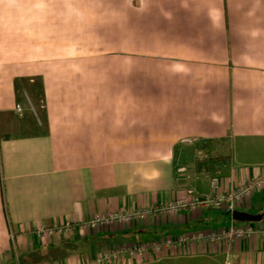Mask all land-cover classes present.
Listing matches in <instances>:
<instances>
[{
	"label": "crops",
	"instance_id": "obj_1",
	"mask_svg": "<svg viewBox=\"0 0 264 264\" xmlns=\"http://www.w3.org/2000/svg\"><path fill=\"white\" fill-rule=\"evenodd\" d=\"M187 143L226 145L222 190L264 176V0H0V264H264L259 234L104 258L223 209L84 227L209 192L177 169ZM236 210L263 213L264 186Z\"/></svg>",
	"mask_w": 264,
	"mask_h": 264
},
{
	"label": "built area",
	"instance_id": "obj_2",
	"mask_svg": "<svg viewBox=\"0 0 264 264\" xmlns=\"http://www.w3.org/2000/svg\"><path fill=\"white\" fill-rule=\"evenodd\" d=\"M18 109H20L18 107ZM209 192L199 193L194 188L187 189L182 197H177L164 204L155 207H143L133 210H118L106 214H96L84 224V227H99L114 222L129 223L138 219H143L155 214H176L185 210H208L223 209L232 213L237 206L247 200L256 190L264 186V176H258L251 180L240 183L227 190L221 189V179L218 174H209ZM70 224L61 226L44 227L37 229L39 236L44 237L55 232L68 230ZM254 234L264 236V226L255 227L251 224H236L230 222L228 226L220 230L210 231H190L181 235L168 236L160 241L150 243L133 244L127 247L116 248L104 255L105 259H117L124 254L129 256H139L150 252L156 255L165 250L182 248L191 243L200 242H228L235 239H242ZM228 263V262H227Z\"/></svg>",
	"mask_w": 264,
	"mask_h": 264
},
{
	"label": "rangeland",
	"instance_id": "obj_3",
	"mask_svg": "<svg viewBox=\"0 0 264 264\" xmlns=\"http://www.w3.org/2000/svg\"><path fill=\"white\" fill-rule=\"evenodd\" d=\"M223 145L224 146L219 148V150L210 151V150H204L205 145L194 147L192 144H188V145L184 144L182 147L178 148L179 149L178 153L180 154V156L178 157L177 160V167H178L177 169L183 168L179 172L182 175H190V173H192L193 170L196 169V164L198 163V161H200L203 157H205V155L206 156L210 155L211 157L221 156V155L226 156V145L225 144ZM234 223L237 224L241 222L235 221Z\"/></svg>",
	"mask_w": 264,
	"mask_h": 264
},
{
	"label": "trees",
	"instance_id": "obj_4",
	"mask_svg": "<svg viewBox=\"0 0 264 264\" xmlns=\"http://www.w3.org/2000/svg\"><path fill=\"white\" fill-rule=\"evenodd\" d=\"M230 156H214L205 155L198 163L196 164V171L206 174H218L219 171L225 172L228 169L230 163ZM230 214V212H227Z\"/></svg>",
	"mask_w": 264,
	"mask_h": 264
},
{
	"label": "water",
	"instance_id": "obj_5",
	"mask_svg": "<svg viewBox=\"0 0 264 264\" xmlns=\"http://www.w3.org/2000/svg\"><path fill=\"white\" fill-rule=\"evenodd\" d=\"M264 216L263 213L251 214L244 211L234 210L231 213V217L235 221L239 222H259Z\"/></svg>",
	"mask_w": 264,
	"mask_h": 264
}]
</instances>
